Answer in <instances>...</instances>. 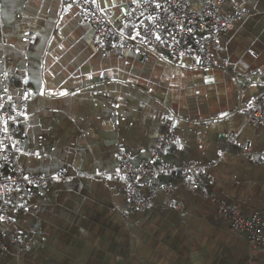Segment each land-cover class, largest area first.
<instances>
[{"label": "crops", "instance_id": "obj_1", "mask_svg": "<svg viewBox=\"0 0 264 264\" xmlns=\"http://www.w3.org/2000/svg\"><path fill=\"white\" fill-rule=\"evenodd\" d=\"M140 1L98 3L124 31L128 8ZM204 1L222 15L244 12L208 47L227 61L223 69L170 62L160 51L102 53L65 0H0V93L31 92L13 123L18 163L30 175L67 177L33 189L26 210L10 211L31 249L17 255L9 247L0 264H264V251L218 213L222 202L264 218V162L242 154L244 147L264 152V126L245 114L264 76L240 80L264 72V0H188L189 7ZM166 120L174 139L161 162L194 163L201 188L157 177L153 183L169 193L160 189L149 209L129 211L113 176L117 151L145 163ZM8 233L0 227V240Z\"/></svg>", "mask_w": 264, "mask_h": 264}, {"label": "built area", "instance_id": "obj_2", "mask_svg": "<svg viewBox=\"0 0 264 264\" xmlns=\"http://www.w3.org/2000/svg\"><path fill=\"white\" fill-rule=\"evenodd\" d=\"M65 2L78 8L84 22L92 28L93 47L102 53L160 51L170 62L189 59L192 65L205 69L226 67L227 61L213 58L208 47L244 15L239 9L222 15L218 5L211 1H204L198 9H192L188 0H142L128 8L124 17L126 30L120 31L102 13L98 0ZM263 76L264 72H256L240 80L248 83ZM30 97L29 90H23L19 99L0 93V227L9 231L6 241L0 240V255L9 251V247H13L17 255L31 249L29 241L17 229V222L10 216V211L26 210L24 197L33 189L67 178L62 171L51 176L30 175L18 163L13 146V123L19 119L22 107ZM245 114L248 123L264 126V90L257 96L253 107L245 110ZM173 139L171 120H166L145 163L133 165L128 154L118 149L117 168L113 176L123 182L121 193L128 202L129 211L149 209L155 193L160 189L169 193V187L153 183L157 177L176 176L182 183L201 188L199 183H193V179L201 174L194 163L171 167L161 162ZM233 141L234 135H227V145H232ZM242 154L252 163L264 162V152H253L244 147ZM2 165L6 166L7 174L3 173ZM13 196L19 203L13 201ZM218 213L233 231L244 234L251 245L264 251V218L261 213L254 212L245 218L234 205L222 202L218 203Z\"/></svg>", "mask_w": 264, "mask_h": 264}]
</instances>
